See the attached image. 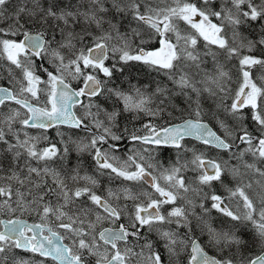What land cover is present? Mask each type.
Segmentation results:
<instances>
[{
    "label": "snow or ice",
    "instance_id": "1",
    "mask_svg": "<svg viewBox=\"0 0 264 264\" xmlns=\"http://www.w3.org/2000/svg\"><path fill=\"white\" fill-rule=\"evenodd\" d=\"M214 2L17 0L10 8L11 0H0V57L20 71L15 90L0 87V107L19 106L0 115V145L11 154L7 166L0 160V264H264V195L251 198L245 179L264 177V169L244 160L250 155L264 163V0H221L216 8ZM254 24L256 40L241 32ZM37 58L46 80L37 75ZM137 67L162 73L178 92L132 83ZM205 94L214 100L207 110L200 102ZM175 95L188 101L181 122L157 127L149 120L131 132L121 125L126 113L171 117ZM249 114L258 135L248 130ZM62 125L84 137L57 147L45 133ZM33 128L42 133L26 131ZM188 138L228 159L190 148ZM125 141L150 146L147 156L135 147L126 158L117 155ZM69 144L90 156L92 173L81 155L70 160ZM166 148L176 151L175 164L149 162ZM188 171L195 179L186 182ZM102 177L153 191L102 188ZM213 210L227 218L226 226L211 223ZM249 231L260 251L244 256Z\"/></svg>",
    "mask_w": 264,
    "mask_h": 264
},
{
    "label": "rangeland",
    "instance_id": "2",
    "mask_svg": "<svg viewBox=\"0 0 264 264\" xmlns=\"http://www.w3.org/2000/svg\"><path fill=\"white\" fill-rule=\"evenodd\" d=\"M74 2H75V0H74ZM160 6L163 7L164 5L161 4ZM180 28H181L182 31L185 30V26H184L183 24L180 25ZM244 30H245V33H246V29H245V28H244ZM244 30H241L242 34H243ZM247 31H248L249 34L253 35V32H252L253 30H252V29H247ZM245 33H244V34H245ZM248 38H249V37H248ZM258 38H259V36H258V33H257V37L252 36V38H250V39L256 40V39H258ZM4 61H5V62H8L4 57H0V79L3 78V77H5V76L3 75L4 72H3V70L1 69V66L4 67L5 64H6ZM48 66H50V65H48ZM210 66H211V61H210V59H209V67H210ZM9 67H10V66H7V65H6V68H4V71L6 70L7 75H9L11 78L18 79V78L20 77V71H19V69L13 70V69L11 68L12 70H11V74H10L9 71H8ZM229 67H231V65H229ZM50 68H51V66H50ZM38 72L44 74V73H43L42 71H40V70H38ZM132 75H133L132 83L140 82V83L143 84V86H144V85L148 86V87L150 88L151 91H154L155 88H156V86H157V84H160L161 86H167L169 89H172L174 92H178V89H174L170 81H166V80H164V79H162L161 81H157L158 79L153 80L152 77H151V78L147 77V74H146L145 72H143V71H136V72H134V70H133ZM42 77H43V76H42ZM164 77H166V76H164ZM44 78H45V77H44ZM151 79H152V80H151ZM166 79H167V77H166ZM45 80H46V78H45ZM235 80H237V78H236V76H235V74H234V75H233V82H232L231 85H230L231 88L234 86V84H235L234 81H235ZM72 82L77 83L78 81H72ZM117 83H119V81H117ZM122 86H123V87H127L126 84H125V85H122ZM39 87L43 88L44 85H42V86L39 85ZM203 100H204V109H205V110H207V109H209L210 107H213V106H214V100H213V98L208 97L207 94H205V95L201 98V101H200L201 104H202ZM187 103H188V101L186 100V98H185L184 96H181V95H175L174 98H173V100H172V104H173V105L175 106V108H176L175 113H176V112H177V113L180 112V109H184V111H187ZM104 106H105V107H109V106H110V102H109V103H106ZM4 110H7V109L5 108ZM172 110H173V107H169V108L167 109V111H172ZM125 117H127V116L122 117V119H121V125H122V126H123V125H126V126L128 127V129L132 128V126H130V125H131V123L133 122V120H129V123L126 124V122H124ZM141 119H142V118H140V120H141ZM136 122H137V121H136ZM136 122H135V123H132V124H133L134 126H137V123H136ZM134 128H136V127H134ZM82 137H84L83 134H78L73 140H76L77 138H82ZM71 140H72V139H71ZM63 141H64V142H68L69 139H68V140H63ZM61 143H62V142H61ZM62 145H63V144H62ZM133 147H135L137 150L141 151L142 154H144L145 156H147V153H144V152H143L144 149H142L141 147H137V146H135V145H129L128 148H126V149L124 148V149L121 150V151H123V152H121V153H116V154L119 155V156H121L122 158H126L128 155H131V154H132L130 150H131ZM193 147L196 148V146H193ZM241 147H244V146H241ZM122 148H123V147H122ZM2 149H3V146L1 145V146H0V152L3 151ZM69 149H70V155H69L70 160H72V161L74 162V161L76 160L77 155H81L82 160H83V166H84V169H85L87 172L92 173L93 168H92V163H91V161H90V159H91L90 156H89L87 153H84V154H78V153H76V152L73 150V146H72L71 144H69ZM9 155L11 156V154H9ZM182 155H183V157H182L181 159H184V158H190V153L186 154V156H185L184 154H182ZM226 156H227V155H225V157H226ZM245 156H246V155H245ZM0 160H3L4 163H5V166H7V160H8V158H5V157H3V156L0 154ZM176 160H177V159L169 158V157H165V156H164L162 159H160V163L163 165V167H164V164L166 165V167H168L170 164H175V163H176ZM149 162H150V161H149ZM150 163H152V161H151ZM155 163H156V162H155ZM155 163H154V164H155ZM233 163H235V161H233ZM249 163H251L250 160H249ZM82 174H83V173H82ZM184 175H185V181H186V182H188L189 180H194V179H195V174H194L193 172H191V171L186 172ZM116 181H119V182L116 183ZM247 181H251L252 184H254V183H253V179H252L251 177H250V179L248 178V179L246 180V182H247ZM100 182H101V186H102V188H108V187H111V188L115 189V188H117V187H124V186H127V187L131 188L133 192H137V193H139V192H141V191H144V192H152V191H150V190H146L145 188H143V187L140 186V185H137V183H134V182L124 181L123 183H121L120 180H115V181H113V182L110 184V183L108 182V179H107V178H104V177L100 178ZM229 182H231V181H229ZM231 183L234 184L233 182H231ZM114 184H115V185H114ZM254 185H255V184H254ZM220 189L223 190L222 187H220ZM205 191H207V189H205ZM223 191H224V190H223ZM260 191H261V193L264 194V187L260 186ZM224 193H225V192H224ZM249 194H250V196H251V193H249ZM154 198H155V197H154ZM141 202H143V203L146 204V203H147V200L142 198V201H141ZM234 203H235V202H233L232 204H230L229 207L235 209V204H234ZM129 207H131V202H129ZM165 208H167V207H165ZM223 222H225V221H222V220L216 219V217H214V216L211 217V223H213L214 226H221L220 224H222ZM225 223L228 224L227 222H225ZM197 232H198V230H197ZM245 234H246V233H245ZM245 234H243V239H244V237H245ZM205 239H206V238H205Z\"/></svg>",
    "mask_w": 264,
    "mask_h": 264
},
{
    "label": "flooded vegetation",
    "instance_id": "3",
    "mask_svg": "<svg viewBox=\"0 0 264 264\" xmlns=\"http://www.w3.org/2000/svg\"><path fill=\"white\" fill-rule=\"evenodd\" d=\"M21 38V37H20ZM38 59V58H37ZM5 62V61H4ZM6 64H7V66H10L13 70H16V68L14 67V66H11L10 65V62L8 61V62H5ZM39 63H36V72H37V75H39V76H41V79L42 80H45V78L44 77H42V75H44V74H42V73H39L38 72V70H37V65H38ZM4 68H6V67H3V66H1V69L3 70V75L5 76V77H3V79L1 78V80L2 81H0V87H12L13 88V90H15L16 89V87H17V83H16V79H14V78H11L9 75H7V73H6V70L4 71ZM152 78H154L153 80H155V79H158L157 81H161L162 79H164V80H166V81H169L168 79H166V77H164V75L162 74V73H160V74H158V73H152ZM45 76H46V74H45ZM161 77H163V78H161ZM152 80V79H151ZM71 83H72V86L74 87V88H79L80 86H81V82H77V83H74V82H72L71 81ZM43 84H41V86H42ZM151 92V91H150ZM181 96H183V95H181ZM40 99H41V101H43V99H44V97H43V95H41V97H40ZM33 102H35V101H33ZM7 103V107H5L7 110H4L3 109V107H0V115H7L8 114V112H9V109H15V108H18L19 106L18 105H16L14 102H6ZM74 111H76V113H77V115H80L81 114V110H80V106L79 105H77L76 106V108L74 109ZM168 112H172V116L171 117H169L167 114H162V116L160 117V118H151V117H147V116H143V115H141V117L140 118H142L140 121H138L137 122V126H136V128L135 129H141V127H142V125L144 124V123H146L145 122V120L146 119H153V120H157L156 122H152L153 124H155V125H157V127H160V126H162L161 125V122L163 121V120H170V121H168V123L167 124H169V123H178V122H180L181 121V118H183V117H187V113H185V111H183V112H176L175 113V111L174 110H172V111H168ZM177 114H179V116H177L176 117V115ZM24 115H25V110H23V109H21V119L22 118H24ZM127 115V113L125 114V116ZM167 124H165L164 126H167ZM160 125V126H159ZM14 127L15 128H19L20 127V125H19V123H17V124H15L14 125ZM134 129V130H135ZM26 131H28V133L30 134V135H32V136H37V135H40L41 133H42V130H40V129H35V128H33V129H26ZM60 132V133H62L63 134V136L61 137V135H58L57 134V132ZM138 133H141V134H144L143 132H138ZM48 137H49V140H50V142L51 143H55L56 145H57V147H63V145H62V143H61V140L63 139V140H68L69 138H71L72 140L78 135V134H83L84 135V133L83 132H81V131H79V130H76V129H70L68 126H60L59 127V129H57L56 127H53V128H49L48 130H47V132L45 133ZM21 136H22V138H23V133H21ZM188 144V146L191 148V147H193V145L191 144V143H187ZM47 145V142H43L42 144H41V147H43V146H46ZM129 145H135V146H137V147H141L142 149H145V148H148V147H150V146H147V145H140L139 143H132V142H129V141H125V142H123L122 144H121V150L122 149H126V148H128L129 147ZM1 146V145H0ZM241 146H243V145H241ZM123 147V148H122ZM120 150V152H118V153H121V152H123V151H121ZM202 151V150H201ZM212 154H214L215 156H217V155H219V153H217V152H213ZM7 155V157H8V161L11 159V156L9 155V154H6ZM153 156L155 157V159L154 160H151L152 161V163H155V162H157V161H159L160 162V159H162L164 156L165 157H169V158H174V159H177V153H176V151L174 150V149H171V148H166V149H162V150H159L158 152H153ZM183 157V155L181 154V158ZM150 161V162H151ZM34 166H36V165H34ZM164 167L166 168V165L164 164ZM155 174V173H154ZM117 182H119V181H116V183ZM115 185V184H114ZM137 185H140V186H142L143 188H145L146 190H150V191H153L152 189H151V187L149 186L148 187V185H141V184H137ZM165 207H167V208H169V206L168 205H165ZM235 210V209H234ZM162 212L164 211V209H162L161 210ZM196 211H197V213H199L200 212V209L199 208H197L196 209ZM212 216H214V217H216V219H219V220H222V221H224L225 219H227V218H224V217H221V216H218V213L215 211V210H213L212 211V213H211V217ZM23 219H26V220H28V222L29 223H39V220L37 219V217H35L34 215L33 216H27V215H25V216H23L22 217ZM220 225H227V224H225V222H223L222 224H220ZM104 226H108V225H104ZM181 231H184L183 229H181ZM197 234H199L198 232H197ZM153 241H156L157 240V237H156V235L155 234H152L151 235V237H150ZM202 239H205V238H202ZM160 248V245L159 244H157V249H159ZM208 252H209V254L210 255H217V252L214 250V249H206ZM259 251H260V247H252V248H250L249 250H248V252H247V254H246V256H248V255H255V254H259ZM21 256H23V257H25V258H31L32 257V254L31 253H27V252H20L19 253ZM224 255H228V253H224ZM37 260H39V259H41L40 257H35Z\"/></svg>",
    "mask_w": 264,
    "mask_h": 264
},
{
    "label": "trees",
    "instance_id": "4",
    "mask_svg": "<svg viewBox=\"0 0 264 264\" xmlns=\"http://www.w3.org/2000/svg\"><path fill=\"white\" fill-rule=\"evenodd\" d=\"M16 2H17V0H11L10 8H11V5H12V4H15ZM196 2L199 4V0H196ZM220 3H221V0H215V2H214V4L212 5V7L216 8V7L219 6ZM214 22H215V21H214ZM0 26H3V25H0ZM258 28H259V25H258V24H254V25L252 26L251 29L253 30V31H252V32H253V35H251V34L248 33L247 28H245V29H246V33H245L244 28H242L241 30H244V32H243V35H244V36H247V37H249V38H252V36L257 37V33H258L257 30H258ZM244 33H245V34H244ZM16 39H20V37L18 36V37H16ZM256 54L259 55V52H257ZM36 63H39V64L37 65V70H40V64H41V61H40L39 59H36ZM6 65H7V64H5L4 67H6ZM44 66H45V67H48L50 71L52 70V68H50V66H48V64H44ZM133 70H134V72H136V71H143V72H145V73L147 74V77H149V78H151V77L153 76L152 73H153V74L155 73V71H151V70L147 69L146 67H137V68H134ZM260 74H261V73H260L257 69H253V79H257V77H258ZM42 76L45 77V78L47 79V76H45V73H44V75H42ZM161 78H163V77H161ZM2 79H3V78H2ZM153 79H154V78H153ZM0 81H2V80L0 79ZM234 82H235V84H234V86L232 87L233 89H235V88L238 86V81L235 80ZM137 83H138L139 85L143 86L142 83H140V82H137ZM257 83H259V80H258V79H257ZM148 89H149V91H151L149 87H148ZM202 105H203V107H204V100H203V102H202ZM3 109H5V107H3ZM185 113H187V115H188V112H187V111H185ZM126 116H127V117H125V119H124V122H126V124L129 123V120H133L132 123H135L136 121H137V122L140 121V118H139V119H133L132 116H131V114H127ZM177 116H179V114H177L176 117H177ZM149 120H151V122H153V121L156 122V121H157V120H153V119H146L145 122H148ZM168 121H170V120H163V121L161 122V125L164 126L165 124L168 123ZM137 122H136V123H137ZM132 123H131V125H130V126H132V128L129 129L130 132L133 131V130L135 129L134 127H136V126H134ZM246 123H247L248 130H249L253 135H258V134H259V133H258V129H257V127L253 124V122H252L251 119H250V114H249V118H248V120L246 121ZM159 126H160V125H159ZM137 134H141V133H138V132H137ZM186 143H191L193 146H196V148H197L198 150H200V151H201V150H202V151H206V152H207V155H208L209 157H211V158H219V157H223V159H228V156L225 157L226 154H224V153H222V152H217V151L212 150V149H205L204 146L200 145L199 142H196V141H194V140H186ZM213 152H217V153H219V155L215 156L214 154H212ZM0 154H1L3 157L8 158L7 155H6L3 151H1ZM244 160L247 161L248 163H249V160H250L251 163H255L257 167H260V168L264 169V163H261V162H259V161H254L253 158H251L250 155H246V156L244 157ZM90 161H91V159H90ZM232 162H233V161H232ZM7 163H8V160H7ZM0 174H3V173H0ZM250 177L253 179V183H254L255 185L252 184V189L248 190V194L251 193V196H250V194H249V196H250L251 198H254V200H255V198H256L258 195H264V194L261 193V191H260V186L264 185V177H261V176H259L258 174H255V173H249V174L246 176L245 179H246V180H247L248 178L250 179ZM257 181H259V183H256ZM228 186H229V187H234L235 184H232L231 182H228ZM215 191H216L218 194H221V195H225V194H226V193H224L223 190L220 189V186H219V185H217V186L215 187ZM234 204H235V203H234ZM27 216H28V215H27ZM224 221H225V222H228L227 219H225ZM225 224H226V223H225ZM253 235H254V234L251 233V231H249L248 233L245 234L244 240L248 241V247L242 249V252H243V255H244V256H246V254H247V252H248V250H249L250 248H252V247H260V245H259L258 242H256V243L253 242Z\"/></svg>",
    "mask_w": 264,
    "mask_h": 264
},
{
    "label": "water",
    "instance_id": "5",
    "mask_svg": "<svg viewBox=\"0 0 264 264\" xmlns=\"http://www.w3.org/2000/svg\"><path fill=\"white\" fill-rule=\"evenodd\" d=\"M22 38V37H21ZM181 122V121H180ZM179 123V122H178ZM63 126H66V125H63ZM188 139H191V138H188ZM191 140H194V139H191ZM195 141V140H194ZM198 142V141H197Z\"/></svg>",
    "mask_w": 264,
    "mask_h": 264
},
{
    "label": "bare ground",
    "instance_id": "6",
    "mask_svg": "<svg viewBox=\"0 0 264 264\" xmlns=\"http://www.w3.org/2000/svg\"><path fill=\"white\" fill-rule=\"evenodd\" d=\"M219 216V215H218ZM228 223V222H227Z\"/></svg>",
    "mask_w": 264,
    "mask_h": 264
}]
</instances>
